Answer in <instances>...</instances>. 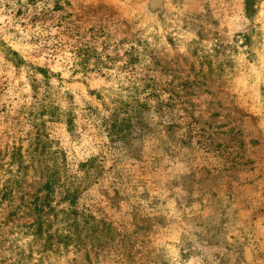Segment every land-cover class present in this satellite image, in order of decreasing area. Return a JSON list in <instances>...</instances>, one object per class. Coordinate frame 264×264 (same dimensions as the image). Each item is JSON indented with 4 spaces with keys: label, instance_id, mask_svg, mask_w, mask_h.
<instances>
[{
    "label": "rangeland",
    "instance_id": "rangeland-1",
    "mask_svg": "<svg viewBox=\"0 0 264 264\" xmlns=\"http://www.w3.org/2000/svg\"><path fill=\"white\" fill-rule=\"evenodd\" d=\"M6 185L0 264H264V0H0Z\"/></svg>",
    "mask_w": 264,
    "mask_h": 264
},
{
    "label": "trees",
    "instance_id": "trees-1",
    "mask_svg": "<svg viewBox=\"0 0 264 264\" xmlns=\"http://www.w3.org/2000/svg\"><path fill=\"white\" fill-rule=\"evenodd\" d=\"M80 53L83 51H87V49H78ZM85 54V53H84ZM110 131L117 136H121V138L125 137V133L122 132L121 126L117 124V120L113 119V122L110 126ZM15 157V153L13 154ZM20 157H22V153L19 152ZM19 165H22L21 159L18 160ZM55 179H49L44 184V189H46L47 194L44 197L39 196L38 194L33 195L32 201L29 203V209L31 212L36 214L35 220L25 224L28 228L27 231H24L23 234L30 235L33 237V242L38 241L39 239H44L43 248L40 250V257L38 261H42L44 256H47L46 251H60L62 248H68L73 245L77 248H81L82 240H81V226L75 220L73 222L69 221V218L66 216L61 219V222H66L64 226L58 229L56 232H51V221L49 217H44L45 214H49L51 211L55 212V208L52 205L51 194L53 192V183ZM11 193V188L6 185L2 191L0 192V199H6L7 196ZM72 200V199H71ZM56 214V213H55ZM6 239L1 238L0 240V251L4 249L3 243ZM19 240V238L11 239L10 242L15 244ZM32 241H30V247L32 245ZM18 247V246H17ZM32 248V246H31ZM14 260L16 264L24 263L25 261L31 259L33 257V253H26V249L23 247H18L15 251ZM12 264V263H10Z\"/></svg>",
    "mask_w": 264,
    "mask_h": 264
}]
</instances>
